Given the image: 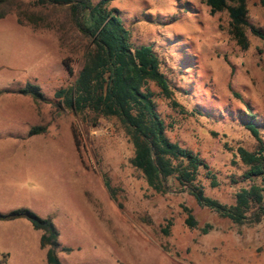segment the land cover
Here are the masks:
<instances>
[{"label":"rangeland","instance_id":"374dc122","mask_svg":"<svg viewBox=\"0 0 264 264\" xmlns=\"http://www.w3.org/2000/svg\"><path fill=\"white\" fill-rule=\"evenodd\" d=\"M111 7L134 46L153 47L169 81L171 99L147 84L166 136L209 165L216 185L203 169L196 181L205 195L234 204L248 186L239 181L245 168L234 163L235 149L257 147L249 115L264 140V42L248 33L242 49L228 12L212 14L205 0H112ZM247 7L248 22L264 30L259 0ZM85 52L67 29L36 30L14 14L0 19V90H9L0 94V212L29 208L52 219L61 264H264V223L237 225L173 179L156 192L132 165L134 147L117 119L83 117L55 98L74 84ZM26 83L46 100L17 93ZM35 127L44 131L31 135ZM184 207L196 228L186 225ZM3 228L18 231L19 244L10 256L0 245V264H48L42 231L26 219Z\"/></svg>","mask_w":264,"mask_h":264},{"label":"trees","instance_id":"16d2710c","mask_svg":"<svg viewBox=\"0 0 264 264\" xmlns=\"http://www.w3.org/2000/svg\"><path fill=\"white\" fill-rule=\"evenodd\" d=\"M112 0H0V19L16 15L20 25L36 30L48 29L75 34L83 45L84 63L74 84L55 93L67 108L81 116L93 114L97 118H115L129 136L133 147L132 165L143 174L148 185L159 193L168 191V180H175L189 190L197 204L237 225L264 223V140L249 115L246 128L257 142L255 150L237 147L235 164L245 170L240 182L248 183L235 194V202L225 205L205 195L196 184L200 170H206L216 185L209 165L198 153L180 146L166 136V126L157 111L153 94L147 84L153 82L162 94L172 98L168 79L159 72L158 59L151 45L134 46ZM212 14L227 11L230 34L242 49L250 45L248 33L264 42V30L247 20V0H205ZM264 8V0H259ZM71 71V70H70ZM9 90H0V94ZM17 93L31 97L36 103L46 100L38 85L26 83ZM174 105L177 106L176 103ZM44 128L35 127L30 134ZM113 198L116 194L105 179ZM185 223L196 228L198 223L192 211L184 207ZM28 220L35 230L42 231L41 247L46 249L48 264H61L56 250L59 232L50 218H43L29 208L0 212V221ZM164 232L167 234L171 223ZM204 233L208 232L205 228ZM68 250V249H66Z\"/></svg>","mask_w":264,"mask_h":264},{"label":"crops","instance_id":"0c3cea01","mask_svg":"<svg viewBox=\"0 0 264 264\" xmlns=\"http://www.w3.org/2000/svg\"><path fill=\"white\" fill-rule=\"evenodd\" d=\"M14 210V209H12ZM10 210V211H12ZM8 211V212H10ZM7 213V212H6ZM18 220V219H16ZM11 221H0V227H6V225H9ZM19 241H18V231H13L10 229H0V245L3 246L2 253H6V255L10 256V248L18 247Z\"/></svg>","mask_w":264,"mask_h":264}]
</instances>
